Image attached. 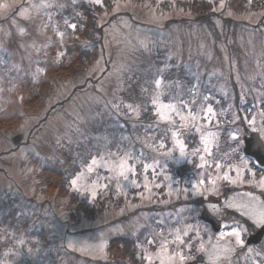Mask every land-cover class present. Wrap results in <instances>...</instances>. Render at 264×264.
<instances>
[{
	"label": "rangeland",
	"instance_id": "rangeland-1",
	"mask_svg": "<svg viewBox=\"0 0 264 264\" xmlns=\"http://www.w3.org/2000/svg\"><path fill=\"white\" fill-rule=\"evenodd\" d=\"M177 1L111 0L108 7L104 0L102 6L93 0H9L10 9L0 12V101L23 77L42 73L40 53L45 54L55 42H66L73 29L65 21L71 23L76 5L99 6L97 23L102 27L97 59L87 71L57 86L41 110L0 139V264H113L106 248L117 236L135 240L139 264H149L138 258L143 256L151 257V264H189L193 260L189 257L197 254L204 257L201 264H235V252L244 245H238L234 237L221 239V231L212 233L197 217L211 202L217 209L210 213L221 223H226L222 218L226 210H234L257 229L253 219L264 212V175L256 172L250 160H242V151L234 152L236 142L231 139L237 130L242 139L253 132V126L264 129V106H260L264 105V6L255 9L252 5L264 0H244L241 8L231 0H209L214 2L212 27L191 23L193 14ZM216 13L236 25L223 28ZM181 19H185L182 24L171 22ZM55 54L58 59L63 51ZM157 79L160 89L155 85ZM236 91L240 103L251 101L254 106L250 117L242 114L240 122L234 107ZM160 92V101L178 108L183 101L187 108L181 113L188 116L190 109L204 132L216 134L209 145L212 155L201 153L207 160L205 168L197 167L199 155L188 163L192 170L185 178L205 179L201 195L185 193L183 179L170 188L171 182L164 178L176 177L177 165L160 155L173 146L170 133L166 148L156 149L167 127L157 126L153 115L152 99ZM129 104L140 106L139 116L129 112ZM209 105L214 112L211 124L202 119ZM147 112L154 121L143 118ZM227 112L232 128L223 135L225 125L220 121ZM245 117L254 120V125H248ZM149 125L155 133L148 129V135H141V129L151 128ZM15 135L20 136L17 143L13 142ZM184 139L188 151L203 147L199 134ZM62 152L70 153L79 167L71 179L84 172L79 183L89 186L96 181V174L86 170L93 157L107 159L111 153L115 159L131 153L136 159L129 164H135L137 175L129 174V179L141 186L121 188L112 181L107 189H99L95 199L83 196L90 204L102 203L100 215L71 221L34 186L33 171L61 159ZM229 152L233 153L230 158ZM174 154L178 156V150ZM153 160H159L161 174L153 181L149 170L145 181L143 165H151ZM217 162L220 169L215 167ZM98 171L101 176L112 174ZM200 172L203 175L198 177ZM224 173L232 182L222 178ZM209 179L215 180L214 186L208 184ZM105 183L98 181L97 187ZM119 183H124L122 178ZM213 187V191H203ZM224 187L230 190L225 196ZM194 199L199 201L190 202ZM241 225L248 229L241 236L245 242L250 228ZM177 230L181 236L188 231L184 246L173 243ZM249 247L244 254L252 264H264V241L252 246L251 252ZM177 253L184 255L183 262L179 255L169 259Z\"/></svg>",
	"mask_w": 264,
	"mask_h": 264
},
{
	"label": "trees",
	"instance_id": "trees-1",
	"mask_svg": "<svg viewBox=\"0 0 264 264\" xmlns=\"http://www.w3.org/2000/svg\"><path fill=\"white\" fill-rule=\"evenodd\" d=\"M231 1L233 3L238 2V8L243 7L244 0ZM110 2L111 0H104V3L108 7L111 5ZM177 3L185 11L189 10L193 14L194 17L190 19L191 23L195 22L198 25L212 27L211 17L214 15V2L212 3L209 0H178ZM252 5L253 8L257 9L264 6V2H253ZM100 14L101 8L97 5H87L84 3L76 5L70 24L75 23L77 28L69 35L63 44L64 46L55 42L54 45L47 48L45 54L42 55L40 53L41 61L39 66L42 68V73L34 75L33 77H23L15 84L11 91L5 93L6 98L0 101V139L13 128L20 125L25 117L41 110L57 86L84 74L90 65L96 61L102 33V27L97 23ZM216 15L221 20V23H223V28H227L230 23L236 25V22L231 21V19L224 18L217 13ZM184 20H172L171 22L174 21L182 24ZM185 24L189 26L190 23ZM52 39H55L54 35ZM57 50L63 51L62 56L58 58L59 62H57L58 59L55 57V51ZM175 80L176 78L172 77V81ZM238 96L239 94L236 91L234 107L240 122L242 114L250 117V110L254 109V106H251V101L240 103ZM248 100L250 99L248 98ZM221 103H224V101ZM260 106L262 107L264 105ZM148 108L149 110L152 109L151 106H148ZM143 118L148 121H154V116L150 115V112L144 113ZM231 119L229 112H227L220 121V123L225 125L222 128L224 129L223 135L226 134L225 130L227 128H232L230 126ZM148 129L150 133H155L156 131L152 127L143 128L140 131L141 135H148ZM192 139L194 140V138ZM229 155H233V153L229 152L228 157ZM60 156L61 159L58 158L40 167L38 170L33 171L35 188L44 195L49 204L52 203L57 209L64 212L71 221L80 222L82 219H95L104 209L102 203L95 201L96 203L90 204L85 197L71 190L70 179L79 171V167L77 164H73V158L70 153L62 152ZM235 156L236 154H234ZM261 198L264 200V194L261 195ZM194 200L190 202L194 203L199 201V199ZM222 218H225V222L228 224L239 221L241 224L248 225L250 232L255 229L251 228L248 219L240 215L237 211L226 210ZM34 233L36 232L33 230ZM42 234H39L40 237ZM41 240L44 242V236L41 237ZM44 246H46V242H44ZM245 250V247L237 249L234 256L235 264H252V260L244 254ZM261 251L264 252V247ZM106 253L110 258L109 263L139 264L136 263L137 247L133 238L122 236L111 238L107 245Z\"/></svg>",
	"mask_w": 264,
	"mask_h": 264
},
{
	"label": "snow or ice",
	"instance_id": "snow-or-ice-1",
	"mask_svg": "<svg viewBox=\"0 0 264 264\" xmlns=\"http://www.w3.org/2000/svg\"><path fill=\"white\" fill-rule=\"evenodd\" d=\"M93 2L97 5L102 6V0H93ZM249 3H251V0H249ZM10 7L11 4L9 3V0H0V12H7ZM65 24L71 29H73V31H75L77 28V25L75 23L69 24L67 20L65 21ZM59 35L63 36V33H60ZM57 62H59V59ZM155 85L157 89H160L161 80L157 79L155 81ZM160 95H163V92L158 93V95L153 97L152 99V105L154 108L153 115L157 118L155 122L157 126H159L160 124H166L167 127L164 130L163 136L160 138V142L158 143V145H156V149L163 150L166 148L165 141L166 139H168V134L170 133V138L173 146L171 148H168L166 151L160 152V155L164 156L167 161H173L174 164L177 166H180L184 161H186L187 163H191V157L199 155L201 163L197 167L200 169H204L207 165V160L205 155H202L201 153H204L207 156L212 155L209 145L216 139V134L211 132H204L202 130V125H200L197 121V116L193 114L190 109L189 115L184 116L181 113V109L187 108V105L183 101H181L180 107L178 108L177 105L174 103L166 104L160 101ZM205 99H207V97ZM127 108L129 109V112L131 114H134L136 116L140 115V106L134 107L132 104H129L127 105ZM213 115V109L209 105L202 119L208 124H211ZM176 118H178L180 121L179 125H177ZM245 120L247 121L248 125H254V120L247 119V117H245ZM149 127H152V125H149ZM252 131L254 133H257V136L254 138H250L247 141L241 139L238 130L231 134V139L236 142V148L234 149V152H244L245 156L242 157V160H244L245 163H247L248 160H253L257 167H264V129L258 130L256 127L253 126ZM189 134H199V140L203 147L193 148L191 151H188V144L185 142L184 137ZM177 150L179 152L178 156L174 154ZM112 155L113 154L109 153V157L107 159L103 155H101L99 159L93 157L90 163L87 164L86 170L87 174L89 175L93 173L96 174V181L93 182L92 186L79 183L81 179L85 176V173L81 172L75 175V177L70 180V185L72 189L82 196H90L92 199H95L99 194V189H107L108 185L112 181H117L118 187L121 188L140 187L141 185L137 182L136 179H129V174H131L133 177L137 175L135 164H129L130 160H135L136 158L131 153H124L122 156L117 157L115 159H112ZM161 167L162 166L160 165L159 160H153L151 165L145 163L143 165V175L145 181H147V173L149 172V170H151L152 172V180H156L157 177L161 174L159 171ZM215 167L217 169H220L221 165L217 162L215 164ZM98 169H105L112 174L109 176H101ZM202 175L203 172L197 173L198 177ZM121 178L124 183H119ZM164 178L171 182L169 184L170 188L173 184H179L180 179H183L184 183L187 185V187H185L183 191L185 193L191 191L193 195H201V189L205 185V179L203 178L193 180L185 177H173L170 175H166ZM222 178L224 180L230 181L228 173H224ZM101 180H106L107 183L99 185V187H97V182ZM215 183V180H208V184L210 185L214 186ZM143 186L147 189L148 183L145 182ZM155 186L159 187L160 185L156 184ZM213 190L214 187L212 189H203L204 192ZM205 199H207V197H205ZM230 206L231 205H229V207ZM216 209V204H213L211 202L208 203L207 210L209 212L214 213ZM253 224L255 227L261 229V231L264 232V212H260L255 215V218L253 219ZM219 227L220 229H229V231L220 232L221 239H223L225 236L230 238L234 237L238 245H244L245 242L241 238V236L242 233H246L248 229L243 227L239 221H234L232 224L222 223L219 225ZM187 235L188 231L184 230L183 236ZM183 236H181L180 230H177L173 243L177 244L178 246H184L185 240L183 239ZM149 243L151 244L153 242L149 241ZM162 247H165V245H162ZM248 250L249 252H251L254 249L252 247H249ZM175 255H179V259L181 262L185 260V257L182 253L174 254L172 257H169V259H174ZM138 258L147 260L149 261V264H151V257L149 256H143ZM189 259L194 260L195 257H189ZM161 264H163V261H161Z\"/></svg>",
	"mask_w": 264,
	"mask_h": 264
},
{
	"label": "water",
	"instance_id": "water-1",
	"mask_svg": "<svg viewBox=\"0 0 264 264\" xmlns=\"http://www.w3.org/2000/svg\"><path fill=\"white\" fill-rule=\"evenodd\" d=\"M257 136V133H250L248 136H244L243 140L247 141L250 138H254ZM20 139L19 135H16L13 138V141L15 143H17ZM244 153V152H243ZM191 170L190 165L189 164H183L180 165L178 167H176L175 169V173L178 177H182L183 175H185L186 173H188ZM229 193V189L228 188H224L223 189V195H227ZM199 219L201 221H203L204 223L208 224L210 226V228L212 229V231L214 232H218L220 230V221L214 216L212 215L208 210H203L200 215H199ZM264 235V232L261 231V229H258L256 232L250 234L245 241L246 245H255L258 244L262 237ZM204 260L202 255H197L195 260L190 262L189 264H198V263H202Z\"/></svg>",
	"mask_w": 264,
	"mask_h": 264
}]
</instances>
